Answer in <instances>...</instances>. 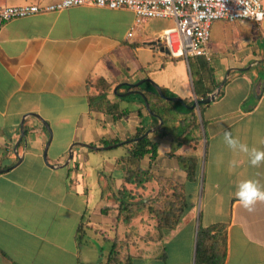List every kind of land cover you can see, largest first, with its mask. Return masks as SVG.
Instances as JSON below:
<instances>
[{
  "label": "crops",
  "instance_id": "crops-1",
  "mask_svg": "<svg viewBox=\"0 0 264 264\" xmlns=\"http://www.w3.org/2000/svg\"><path fill=\"white\" fill-rule=\"evenodd\" d=\"M122 12L134 16L86 4L0 23V264H105L109 256L118 259L110 264H212L213 244L225 250L222 264H264V201L249 211L235 195L243 180L264 184V164L253 167L224 141L230 132L264 150V21L215 20L227 32L192 65L163 50L156 40L164 29L156 35ZM115 87L141 91L162 115L147 133L154 158L138 162L153 178L136 187L119 161L133 142H121L159 120L141 95ZM216 89L207 103H182ZM180 157L193 160L192 178ZM155 178L181 189L179 221L158 231L146 206L124 222L118 190L146 202L158 191ZM91 237L107 243L99 241L100 259Z\"/></svg>",
  "mask_w": 264,
  "mask_h": 264
},
{
  "label": "built area",
  "instance_id": "built-area-1",
  "mask_svg": "<svg viewBox=\"0 0 264 264\" xmlns=\"http://www.w3.org/2000/svg\"><path fill=\"white\" fill-rule=\"evenodd\" d=\"M259 11L263 12L262 0H258ZM96 5L109 9L126 7L134 13V26L150 18H170L173 25L165 28L158 36L171 58L188 60L191 56L207 57L206 44L210 27L215 20H250L242 11L245 5L237 0H57L50 3H25L0 5V23L14 18L41 12L58 11L68 7ZM255 4L252 5L255 8ZM134 27L127 32L131 37Z\"/></svg>",
  "mask_w": 264,
  "mask_h": 264
},
{
  "label": "trees",
  "instance_id": "trees-1",
  "mask_svg": "<svg viewBox=\"0 0 264 264\" xmlns=\"http://www.w3.org/2000/svg\"><path fill=\"white\" fill-rule=\"evenodd\" d=\"M204 83L203 78H199L195 80V90L196 86H201ZM164 93V91H163ZM166 94V93H165ZM146 96V95H145ZM147 98L148 105L150 107V111L158 114L157 109L154 108L153 105L149 104V99ZM183 104H187L186 101H182ZM190 109L189 111H191ZM159 115V114H158ZM160 116V115H159ZM162 116V115H161ZM160 116V117H161ZM192 117H195L191 114ZM155 123H157V119L152 117ZM169 119V117L167 118ZM163 118V121L167 120ZM148 127L142 126L139 127L137 133L131 138L129 141L121 142H133V146L127 151L125 156H122L119 161L126 163L127 171L125 176V181L128 183H133L136 186L142 185L144 182L153 178V176L148 173L146 170H142L138 162L139 160L147 153H150V158H154L156 145L149 140V137L146 134ZM112 143L117 144L118 142H104V145H110ZM181 161L187 160L190 163V167H187L188 176L192 178L194 176V171L192 170L193 160L185 159L183 157L179 158ZM158 184V191L155 196L148 201L144 202L140 198L136 196V192H133L131 189L123 186L117 192V200H118V211L119 216L123 219L124 222H129L134 213L143 210L146 206L148 207L149 212L153 213L154 218L156 220V228L158 231L162 229H169L173 227L180 219L183 210L186 207V201L184 195L181 192V189L178 188V185L172 182L162 181L160 178H155ZM169 184V185H168ZM171 190V192L169 190ZM170 195V196H169ZM137 197V199H136ZM210 231L211 228H207ZM207 230L198 228L197 235L201 237V234ZM213 244V249L211 251L209 259H212L214 263L212 264H222L224 259L223 251H216V248ZM117 258L109 256L107 262L105 264H110L112 261L117 262Z\"/></svg>",
  "mask_w": 264,
  "mask_h": 264
},
{
  "label": "clouds",
  "instance_id": "clouds-1",
  "mask_svg": "<svg viewBox=\"0 0 264 264\" xmlns=\"http://www.w3.org/2000/svg\"><path fill=\"white\" fill-rule=\"evenodd\" d=\"M237 3L245 5L242 11L245 17H252L257 21H264V12L259 11L258 0H237ZM255 4V8L252 5ZM224 141L233 151H240L249 156V163L253 167H259L264 164V150L252 148L247 144L241 143L238 138H234L230 132L224 133ZM240 200L242 206L249 211L258 201H264V184L259 179H247L238 184V190L235 194Z\"/></svg>",
  "mask_w": 264,
  "mask_h": 264
},
{
  "label": "rangeland",
  "instance_id": "rangeland-1",
  "mask_svg": "<svg viewBox=\"0 0 264 264\" xmlns=\"http://www.w3.org/2000/svg\"><path fill=\"white\" fill-rule=\"evenodd\" d=\"M263 7V6H262ZM121 12V11H120ZM128 13H126V12H122V13H120V15H123L122 17H120L121 19H123V18H128V17H132V18H134V16H133V14H130V15H127ZM218 22V21H217ZM218 25H214V23L211 25V27H210V36H209V40H218V39H221L223 36H224V33H226L227 32V27H225V29H224V27L222 26L223 24L221 23V25H220V23H217ZM173 25V20L172 19H170V18H150V19H148V20H146V21H144V22H142V23H140V24H138L137 26L139 27H141V26H143L144 28H146V29H149V30H151L152 32H155V34L157 35L159 32H161L163 29H165V28H169V27H171ZM253 26L254 27H256V29H257V26H256V24L254 25V23H253ZM257 32H258V30H257ZM193 58H195V60L197 59L196 57H193V56H191V57H189V61H190V63L192 64L193 63ZM209 64H211V61H209ZM193 65V64H192ZM195 68H197L198 69V65L197 66H195ZM203 71H204V69H203ZM178 106V105H177ZM133 191V190H132ZM136 196L137 197H141V194L140 193H138V192H136ZM170 196V195H169ZM86 239L87 238H84L82 241H81V244L82 245H85V243H86ZM99 241L101 242V244H105L106 245V247H107V243H105L100 237H91L90 239H89V241L87 242L89 245L90 244H92V246L94 247V251L92 250V253H95L96 254V258L97 259H100L101 258V256H99L100 255V251H99V247H98V244H99ZM92 247V248H93ZM85 248H87V247H85ZM102 249V248H101ZM89 250H91V249H89ZM88 250V251H89ZM91 253V252H90Z\"/></svg>",
  "mask_w": 264,
  "mask_h": 264
},
{
  "label": "water",
  "instance_id": "water-1",
  "mask_svg": "<svg viewBox=\"0 0 264 264\" xmlns=\"http://www.w3.org/2000/svg\"><path fill=\"white\" fill-rule=\"evenodd\" d=\"M163 50L166 51L165 48H163ZM139 83H141V81H139V82L133 84V86H137ZM153 86H154V88H155V92H156L159 96H161L162 98H164V99H168V100H178V98H177V97H174V96H165V95L162 93L161 89H160L158 86H156V85H153ZM116 88H117V87L114 88V92H115L116 94L120 95V96H122V95L124 96V95L130 94V93H137V94L141 95L142 98H143V101H144V104H145L146 109H147V110H148L153 116H155V117L158 118L159 123H158L156 126H154V127H152V128H149V129L146 131V134H147L148 132H152V131L156 130V129L161 125V123H162V119H161V117H159L157 114H155V113H153V112L150 111V107H149V105H148L147 99H146V97L144 96V94H143L141 91L133 89V90H129V91L125 92V93H117V92H116ZM218 89H219V88H218ZM218 89L214 90L213 92H211L210 94L206 95V96L203 97V98L196 99V100H195L192 104H190L189 106H188V105H185V104H183V105H184L185 108H187V107H188V108H193V107H194L195 105H197V104H200V103H207V102H209L210 100L214 99V97L216 96V94H217V92H218Z\"/></svg>",
  "mask_w": 264,
  "mask_h": 264
}]
</instances>
